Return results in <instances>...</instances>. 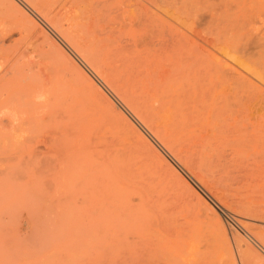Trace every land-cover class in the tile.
I'll list each match as a JSON object with an SVG mask.
<instances>
[{"label": "rangeland", "instance_id": "1", "mask_svg": "<svg viewBox=\"0 0 264 264\" xmlns=\"http://www.w3.org/2000/svg\"><path fill=\"white\" fill-rule=\"evenodd\" d=\"M258 244L264 0H0V264H261Z\"/></svg>", "mask_w": 264, "mask_h": 264}, {"label": "bare ground", "instance_id": "2", "mask_svg": "<svg viewBox=\"0 0 264 264\" xmlns=\"http://www.w3.org/2000/svg\"><path fill=\"white\" fill-rule=\"evenodd\" d=\"M45 15V14H44ZM44 17V16H43ZM51 18V17H50ZM49 20V19H48ZM47 20V21H48ZM51 20V19H50ZM55 20V19H54ZM53 22V21H52ZM54 27H55V25H53ZM67 30V29H66ZM69 31V30H68ZM63 32H64V30H63ZM66 35V34H65ZM66 37H67V35H66ZM69 38V37H68ZM68 38H66L67 40H68ZM75 39H76V36H75ZM72 40V39H71ZM239 40V39H238ZM45 41H46V39H45ZM73 41V40H72ZM75 42V41H74ZM47 44V43H46ZM48 45H49V43H48ZM75 45H77V44H75ZM84 45V44H83ZM78 49V48H77ZM84 50H86V49H84ZM87 51H88V49H87ZM91 51V50H90ZM240 51V50H239ZM240 52H242V51H240ZM239 52V53H240ZM91 55V54H90ZM88 56H89V54H88ZM58 61V60H57ZM40 66V65H39ZM61 66V65H60ZM98 70H99V68H98ZM10 72H12L13 73V71H9L8 73H10ZM164 72V71H163ZM11 73V74H12ZM15 73H16V71H15ZM14 73V75H17V74H15ZM41 73V72H40ZM169 74V73H168ZM13 76V75H12ZM257 76V75H256ZM35 77V76H34ZM160 77V76H159ZM32 78H33V76H32ZM31 79V78H30ZM29 79V80H30ZM33 79H36V77L35 78H33ZM13 80V79H12ZM16 80V79H15ZM32 80V79H31ZM33 81V85H34V80H32ZM41 81V80H40ZM50 81V80H49ZM30 82V81H29ZM30 83H32V82H30ZM39 87V86H38ZM40 89H42L41 91L43 92V94L46 96V98H48L49 100H51V101H57V100H59L60 99V97H59V95H58V93H57V90L58 89H56V88H54V87H52V86H46V85H40ZM218 93V92H217ZM15 94V93H14ZM23 99H25V98H23ZM42 99V98H41ZM29 100H31V99H29ZM14 102H16V101H14ZM24 102H26V101H24ZM24 102H23V104L22 105H24ZM17 103V102H16ZM22 102H21V99H20V103H18V104H21ZM43 103V102H42ZM28 105H30V103H27ZM34 104V103H33ZM49 104V103H48ZM38 105V104H37ZM27 106V105H26ZM33 106V105H32ZM35 107H36V105H34ZM33 106V107H34ZM40 106V105H39ZM28 107V106H27ZM230 113V112H229ZM230 123V122H229ZM237 124V123H236ZM172 147V146H171ZM252 239V238H251ZM260 241V240H259ZM242 243V242H241ZM261 243V242H260ZM259 245V244H258ZM240 246V245H239ZM259 246H262V245H259ZM263 247V246H262ZM264 248V247H263ZM241 249V248H240ZM243 251V250H242ZM262 251V250H261ZM242 253V252H241ZM240 253V256H241V258L243 257L244 258V260H245V257L247 256V257H249L248 255L250 254L249 252H247V254H244V255H242ZM254 253V252H253ZM254 255V254H253ZM251 256H252V254H251ZM262 257V256H261ZM261 257H260V259H261ZM264 257V256H263ZM246 259H248V258H246ZM239 260H241V259H239ZM239 260H238V262H239ZM251 260H252V257H251ZM250 260V261H251ZM253 261V260H252ZM261 261H262V259H261ZM264 261V260H263ZM262 261V262H263ZM241 262V261H240ZM262 262H261V264H262ZM248 264L249 263H251V262H247ZM189 264V263H188ZM245 264V263H244ZM253 264H254V262H253Z\"/></svg>", "mask_w": 264, "mask_h": 264}]
</instances>
